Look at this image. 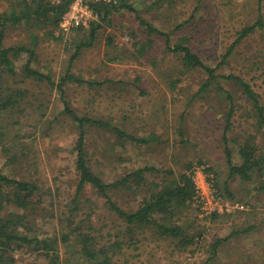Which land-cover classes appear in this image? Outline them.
Listing matches in <instances>:
<instances>
[{
	"label": "rangeland",
	"instance_id": "374dc122",
	"mask_svg": "<svg viewBox=\"0 0 264 264\" xmlns=\"http://www.w3.org/2000/svg\"><path fill=\"white\" fill-rule=\"evenodd\" d=\"M23 5L22 0H0V14ZM131 5L134 12L114 10L68 36L52 15L8 24L4 47L34 50L31 69L50 76L55 85L68 71L94 86L68 82L62 94L47 81L25 76L28 53L13 57L16 75L3 78L0 99L19 91L23 96L19 107L0 117V173L38 185L32 220L41 238L58 240L61 264H93L80 254L76 241L81 233L96 237L95 244L115 264H206L217 244L212 264H264V163L263 173L250 180L230 178L226 156L228 147L233 163L240 165L239 149L253 136L256 158L264 157V128H258L253 104L223 77L203 90L207 74L186 70L181 57L168 51L165 37L150 35L139 21L168 34L173 46L186 40L205 64L216 68L239 32L264 18V0H133ZM217 74L249 82L264 106V30L246 37ZM228 94L235 105L230 127ZM64 103L81 117L148 140L138 144L107 128H88L91 167L106 183L144 171L145 182L134 177L128 188L111 192L124 211L137 212L157 186L179 183L195 167L205 166L219 182L217 215H204L188 202L172 217L155 216L162 225L183 231L179 238H165L155 225L127 224L92 187L80 195L79 210L70 213L78 184V132ZM236 203L244 208L226 206ZM13 212L24 211L6 204L3 213ZM36 255L26 246L14 253V264H47Z\"/></svg>",
	"mask_w": 264,
	"mask_h": 264
},
{
	"label": "trees",
	"instance_id": "16d2710c",
	"mask_svg": "<svg viewBox=\"0 0 264 264\" xmlns=\"http://www.w3.org/2000/svg\"><path fill=\"white\" fill-rule=\"evenodd\" d=\"M132 1L133 0H119L118 4L115 6L95 5V9L103 20L114 10L126 9L128 11L134 12L135 10L131 5ZM22 2L24 3L22 10L11 11L10 14H0V90L2 85L1 81L3 78H5L7 75H16L13 57H17L22 53H28L30 55L29 62L25 65L24 69L26 74L25 76L40 82L47 81L52 86H56L62 94L65 93L64 87L68 82L77 83L79 85L88 83L89 85L94 86V83L74 76L68 71L67 74H65V76L60 80L59 84L55 85L52 82L50 76H46L31 69V62L36 59V53L34 50H29L24 47H4L5 30L8 24H19L24 21L30 22L34 18L36 20H47L51 17L50 15H52L54 18L53 22L59 25L61 15L69 5V1H65L60 6L51 5L46 0H33L32 2L22 0ZM139 21L140 24L147 29L150 35L157 34L159 36L165 37L168 51L181 57L182 65L186 70L200 69L207 74L208 79L203 86V90L206 88L208 89L211 85H217V80L221 77L236 83L242 89L244 95H246L250 103L253 104V108L256 111L258 128H264V106L260 103L259 97L252 88L251 84L235 75L220 76L217 74L218 68L221 67L222 64H224V62L232 54H234L236 47L246 37L256 30H264L263 17L257 18L253 24L246 26L239 32V37L233 44L230 45L227 52L223 55L222 62L216 68L205 64L201 58L195 54L189 46L186 45V40H180L178 44L173 46L168 34L162 33L156 28L148 25L140 18ZM93 26V29H97L95 25ZM81 46L82 45H80L79 48H81ZM75 57L76 56H74L72 62L74 59H76ZM217 88L220 87L217 86ZM16 94V97L14 95H9L0 99V117H2V115H4L6 112L12 111L19 107L23 92L19 91ZM227 97L230 101L229 112L227 115V123L230 127V121L234 115L235 105L233 97L229 94ZM64 104V111L74 121L78 132L75 164L78 184L74 197L71 199V202L68 206L70 207V213H75L79 210L80 195H82L83 191L87 187H92L97 191L98 195H101V197L104 198L110 209L115 214L127 221V224L155 225L159 230V235L161 237L179 238L183 234V231L180 227L169 226L168 224L162 225L159 223V220L155 218V216L165 215L163 218L164 220L167 215L172 217L174 216L175 211H179L181 208L187 206L189 204L188 202L193 200L196 192L192 179L190 177L183 176L179 183L166 184L164 186L159 185L156 187L157 190L150 195V198L143 203L137 212L128 213L124 211L113 201L110 194L113 190L119 188H128V184L134 177L139 179L140 182H145L142 176L144 171L141 170L135 174H129L120 181H116L111 184L106 183L93 172L91 167L89 155L86 150L88 128H107L115 132L117 135L127 137L138 144L147 143L148 140L129 136L108 122H103L88 117H81L71 110L68 107V104ZM225 139H227L226 136ZM151 140H153V138H151ZM253 140L254 137L252 136L240 147L239 155L241 158V164L238 166L233 163L232 152L228 149V147L226 148L230 178L239 177L250 180L253 174L255 175L259 172L263 173L262 164L264 163V157L259 156V158H256L258 146L253 142ZM218 184L219 182L215 181L214 177V185L216 190L219 189ZM6 188L9 189L10 192H5ZM262 188H264V186ZM39 194L40 188L36 183L14 180L0 173V264H14V253L16 251L22 250L26 246H32L33 252L37 253L36 256L44 258L47 264H61L60 254L57 248L58 240L56 237L54 239L41 238L40 234H37L36 224L32 220L33 211L37 209V204L39 203V200L37 203H35L34 198H39ZM6 204L13 205L24 212L5 214L3 213V210ZM214 215H217V213L212 214V216ZM71 233L76 234L75 229H72ZM77 238L78 240L76 242L81 246L80 254H82V256L86 258L87 261L93 264H115L112 257L108 255V251L104 247L95 244L97 238L92 234L81 233L78 234ZM62 240L67 241L68 236L64 235ZM218 248V244L213 246L211 257L206 264H212L216 255L218 254Z\"/></svg>",
	"mask_w": 264,
	"mask_h": 264
},
{
	"label": "built area",
	"instance_id": "2783aa9c",
	"mask_svg": "<svg viewBox=\"0 0 264 264\" xmlns=\"http://www.w3.org/2000/svg\"><path fill=\"white\" fill-rule=\"evenodd\" d=\"M32 2L33 0H26ZM49 4L60 6L65 1H69L68 8L61 15L59 21V30L63 36L89 27L91 24L100 19V15L95 9V5L109 6L117 5L119 0H46ZM195 185V196L191 203L204 215H212L218 210L216 209L222 199L218 196V192L214 185V175L208 172L205 166H197L194 168L193 175L190 176ZM214 205V208H212ZM232 206L235 210L243 209L239 203L226 204Z\"/></svg>",
	"mask_w": 264,
	"mask_h": 264
}]
</instances>
